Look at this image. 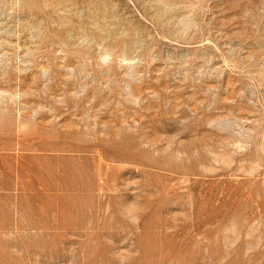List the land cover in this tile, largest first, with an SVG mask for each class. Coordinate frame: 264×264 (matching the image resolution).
Listing matches in <instances>:
<instances>
[{
	"label": "rangeland",
	"instance_id": "rangeland-1",
	"mask_svg": "<svg viewBox=\"0 0 264 264\" xmlns=\"http://www.w3.org/2000/svg\"><path fill=\"white\" fill-rule=\"evenodd\" d=\"M0 264H264V0H0Z\"/></svg>",
	"mask_w": 264,
	"mask_h": 264
}]
</instances>
